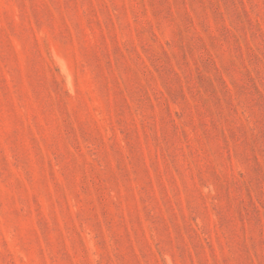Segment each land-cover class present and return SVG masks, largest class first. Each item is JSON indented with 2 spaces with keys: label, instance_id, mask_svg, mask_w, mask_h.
Returning <instances> with one entry per match:
<instances>
[{
  "label": "rangeland",
  "instance_id": "rangeland-1",
  "mask_svg": "<svg viewBox=\"0 0 264 264\" xmlns=\"http://www.w3.org/2000/svg\"><path fill=\"white\" fill-rule=\"evenodd\" d=\"M0 264H264V0H0Z\"/></svg>",
  "mask_w": 264,
  "mask_h": 264
}]
</instances>
